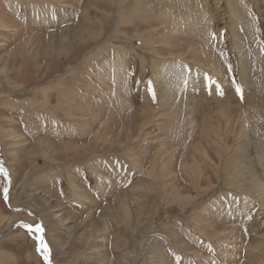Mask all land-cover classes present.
<instances>
[{"label":"rangeland","instance_id":"rangeland-1","mask_svg":"<svg viewBox=\"0 0 264 264\" xmlns=\"http://www.w3.org/2000/svg\"><path fill=\"white\" fill-rule=\"evenodd\" d=\"M0 161V264H264V0H0Z\"/></svg>","mask_w":264,"mask_h":264},{"label":"snow or ice","instance_id":"snow-or-ice-1","mask_svg":"<svg viewBox=\"0 0 264 264\" xmlns=\"http://www.w3.org/2000/svg\"><path fill=\"white\" fill-rule=\"evenodd\" d=\"M237 93L238 94L240 93L239 88H237ZM0 175H3L5 177V179H7V173L2 167H0ZM24 227L27 228L29 234L33 236V239H35L37 241V251L41 252L46 264H50V262H49V249H48V247L45 244L44 239H43V235H42L43 228H42V226L36 225L35 227H32V226L24 225Z\"/></svg>","mask_w":264,"mask_h":264},{"label":"bare ground","instance_id":"bare-ground-1","mask_svg":"<svg viewBox=\"0 0 264 264\" xmlns=\"http://www.w3.org/2000/svg\"><path fill=\"white\" fill-rule=\"evenodd\" d=\"M214 74L216 75L215 72H214ZM0 167H2V168L4 169V165H3V163H2L1 161H0ZM4 170H6V173H7V179H6L7 184L5 185V190H9V187H10V179H9V177H8V172H7L6 167H5Z\"/></svg>","mask_w":264,"mask_h":264},{"label":"water","instance_id":"water-1","mask_svg":"<svg viewBox=\"0 0 264 264\" xmlns=\"http://www.w3.org/2000/svg\"><path fill=\"white\" fill-rule=\"evenodd\" d=\"M7 194H8V190H7V191H5V193H4V201H6ZM42 235H43V233H42ZM43 239H44V237H43Z\"/></svg>","mask_w":264,"mask_h":264}]
</instances>
